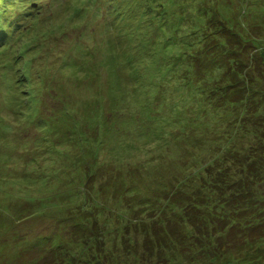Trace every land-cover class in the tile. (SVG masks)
Instances as JSON below:
<instances>
[{"label":"rangeland","instance_id":"374dc122","mask_svg":"<svg viewBox=\"0 0 264 264\" xmlns=\"http://www.w3.org/2000/svg\"><path fill=\"white\" fill-rule=\"evenodd\" d=\"M69 1L43 10L29 80L18 85L23 65L0 56V264H264V239L231 248L220 195L230 192L218 177L263 129L253 104L213 96L219 70L202 79L185 57L203 34L210 48L223 26L264 52V0H151L156 26L130 29L147 46L134 51L148 76L140 92L105 29L117 23L98 11L104 0H79L83 15ZM55 102L76 128L52 127Z\"/></svg>","mask_w":264,"mask_h":264},{"label":"trees","instance_id":"16d2710c","mask_svg":"<svg viewBox=\"0 0 264 264\" xmlns=\"http://www.w3.org/2000/svg\"><path fill=\"white\" fill-rule=\"evenodd\" d=\"M8 1L5 10L1 15V25L4 26L5 40L11 38L16 34V31L22 28L21 40L29 42L31 39L32 28L40 23V17L43 14V7L40 1L43 0H5ZM4 1V3H5ZM36 3L37 8L34 9L32 4ZM6 4V3H5ZM151 0H107L104 6L98 10L102 13L104 18L112 17V23L109 26H105L114 32V38L118 40L122 63L128 71L129 80L132 82L131 88L133 92L148 91L146 88L148 78L147 74L143 70L142 60L144 58L136 57L138 50L146 49L147 46L144 40L134 38L131 35L130 29L132 26L138 28L137 34H141L146 30H152L155 20L152 19V5ZM12 10H21L22 18L13 19L9 17L4 19L7 14V8ZM106 8V10H105ZM134 20V21H133ZM22 23V26L20 25ZM145 33H143L144 35ZM220 39H216L217 36H213L214 40L211 43V47H201V43L206 41L205 34L200 36L199 42L190 43L192 52L185 57H192L194 55V62L196 74L198 73L202 79H206L207 75H213L217 70L220 71L219 83H217L218 90L213 96L218 97L221 100V104L225 103H250L253 104V110L251 115L253 116L252 125L255 129L262 128L260 132L262 137L257 146L252 147V150H248L246 154L239 156L238 152L234 153L233 164L236 170L231 167H227V176L222 178L221 173L218 174L221 180H225L227 190L230 192L227 196V192L220 191L221 201L227 197L228 200H224L229 207V214H227L225 226H229V232L227 236L231 237V248L241 247L243 248L249 242H254L259 239H264V52L259 51L254 43L245 41L238 33L232 30L228 26H223ZM197 37V36H195ZM199 39V38H198ZM197 39V40H198ZM1 41V40H0ZM13 42V41H12ZM11 42V44H12ZM14 43L16 41L14 40ZM3 42H0V46ZM19 46H17L18 49ZM10 50V46L8 48ZM28 49V47H27ZM6 51V50H5ZM13 52V50H12ZM149 53V52H148ZM149 55H154L149 53ZM152 59V58H151ZM183 59H185L183 57ZM8 71V70H7ZM49 74V73H48ZM96 74H98L96 72ZM53 83L48 87H42L45 89L41 95L42 104L43 101L48 100V91H55L59 89V85ZM40 86V85H39ZM38 85L34 86L35 91ZM22 97L24 103H28V99H32L34 94L26 92ZM35 97V96H34ZM214 97V98H215ZM46 98V99H45ZM50 104V103H49ZM36 106V103L34 102ZM68 106H58L55 102V107L47 114L49 119L53 121L52 127L56 129L58 126L63 125L61 120H67L65 118L60 119L58 116L59 111L65 112ZM262 107L263 112L259 115H255ZM42 110V108H40ZM100 110H103L100 106ZM44 111V110H43ZM45 112V111H44ZM23 117L27 121L35 120L37 118L30 117L24 112H21ZM70 115L66 110V115ZM27 115V116H26ZM64 117V116H63ZM101 118L100 114L99 117ZM44 120V130L51 128L48 120ZM38 121V119H37ZM31 124V122H29ZM35 126L36 122H32ZM74 125V124H73ZM69 128H76L72 126L63 125ZM78 130V129H77ZM82 134L78 136L81 138ZM259 138V137H258ZM38 141L47 144L45 138L38 136ZM81 146L83 144L80 141ZM42 144V145H44ZM236 158V159H235ZM235 159V160H234ZM222 169L220 168L221 171ZM200 202L195 206H199ZM228 221V222H226ZM224 226V227H225ZM39 264V263H36ZM40 264H60L56 258L48 262Z\"/></svg>","mask_w":264,"mask_h":264}]
</instances>
